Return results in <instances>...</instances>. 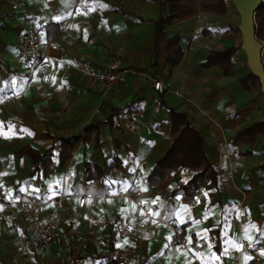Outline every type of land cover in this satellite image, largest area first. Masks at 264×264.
I'll return each mask as SVG.
<instances>
[{"label":"crops","instance_id":"obj_1","mask_svg":"<svg viewBox=\"0 0 264 264\" xmlns=\"http://www.w3.org/2000/svg\"><path fill=\"white\" fill-rule=\"evenodd\" d=\"M20 1L26 9L0 0V264H67L102 253L111 241L114 255L131 264H264V252L252 253L264 246V135L244 143L240 135L264 120L262 86L241 84L252 73L243 48L229 74L203 66L212 51L242 44L241 19L202 12L168 27L156 45L163 12L156 1ZM31 15L45 24L41 36L52 46L29 79L17 38ZM175 36L185 53L170 72L167 46ZM119 49L133 73L107 95L72 69L103 67ZM155 80L163 81V93L153 89ZM167 106L190 113L219 172L218 184L206 180L195 197H170L188 177L182 169L148 184L171 147ZM90 127L99 129V147L93 134L63 167L43 180L31 177L33 160L22 158V149L43 154L53 143L48 135H85ZM87 165L104 176L89 180ZM133 188L141 195L119 196ZM84 196L95 199L81 206ZM22 201L40 202L45 214L57 211L60 230H77L83 242L69 236L48 247L29 243L26 226L8 207ZM122 222L129 236L120 235ZM90 230L95 235L87 236Z\"/></svg>","mask_w":264,"mask_h":264},{"label":"trees","instance_id":"obj_2","mask_svg":"<svg viewBox=\"0 0 264 264\" xmlns=\"http://www.w3.org/2000/svg\"><path fill=\"white\" fill-rule=\"evenodd\" d=\"M156 1L163 7V12L156 23V45L164 40L168 34V27L186 20L196 18L202 12L224 16L229 10L224 4V0H161ZM256 39L264 43V1L255 14ZM238 32L239 29H237ZM242 44H234L229 48L214 50L203 63L205 68L218 67L224 74H229L234 66V56L241 50ZM185 49L182 45V38L175 36L168 41L166 64L170 72L181 63ZM260 83L259 77L253 72L241 80V84L247 86L248 83ZM170 115L169 134L171 137V147L165 157L155 166L148 178L149 185H159L164 182L174 172L182 169L188 174L170 192V197H195L206 180L214 184L219 182V172L215 169L205 151V142L199 130L191 121L188 111L177 112L173 108L166 107ZM120 111L115 113L112 119H118ZM111 119V120H112ZM95 136V146H100L98 127H90L85 135L69 137H56L48 135V139L53 142L51 147L43 154H40L32 147H25L19 152L22 158L31 157L34 169L31 177L43 180L48 177L58 167H63L68 163L80 143H87ZM242 143L254 142L253 138L264 135V120L254 124L251 128L242 132ZM244 137L247 139L244 140ZM261 167L264 168V165ZM87 177L89 180L104 176V171L95 165H87ZM219 246V245H218ZM216 247V249L218 248ZM114 244L109 242L104 246V251L100 254H85L67 264H96L105 260L106 264H131L114 255Z\"/></svg>","mask_w":264,"mask_h":264},{"label":"built area","instance_id":"obj_3","mask_svg":"<svg viewBox=\"0 0 264 264\" xmlns=\"http://www.w3.org/2000/svg\"><path fill=\"white\" fill-rule=\"evenodd\" d=\"M264 0H262L263 2ZM231 0H224V4L230 5ZM7 7L11 9H26V4L20 0H7ZM68 24V21L62 24V28ZM26 31L17 38V58L28 66V77L33 78L35 68L40 60L50 58L49 52L52 46L51 41L43 40L41 33L46 29L45 24L36 21L35 16L31 15L25 21ZM264 51L262 42L261 53ZM79 76L88 81L92 86L101 91L103 95L112 92L117 86L127 83L133 70L123 65L122 49L114 52L106 59L103 67H92L87 65L73 66L72 68ZM153 89L159 93L165 91L164 83L161 80H155ZM176 95H181L180 90H175ZM141 192L134 189H128L119 193L121 197L140 196ZM88 199L95 197H80V205L84 206ZM9 210L17 216L26 226L30 238L29 243H35L43 246H50L58 241H64L69 236H74L77 242H83V237L77 230L71 228L67 231L60 230L61 219L58 212L45 214L42 211V204L38 201H22L9 204ZM20 212V213H19ZM120 235L129 236V224L120 223ZM95 235L94 230H90L87 236ZM184 244L185 241L181 240ZM264 252V246L259 247L252 253ZM250 254V251L247 250Z\"/></svg>","mask_w":264,"mask_h":264},{"label":"water","instance_id":"obj_4","mask_svg":"<svg viewBox=\"0 0 264 264\" xmlns=\"http://www.w3.org/2000/svg\"><path fill=\"white\" fill-rule=\"evenodd\" d=\"M262 0H233V5L240 15L239 30L243 36L242 48L248 54V65L260 79L264 93V67L261 63L262 42L256 39L255 14Z\"/></svg>","mask_w":264,"mask_h":264},{"label":"rangeland","instance_id":"obj_5","mask_svg":"<svg viewBox=\"0 0 264 264\" xmlns=\"http://www.w3.org/2000/svg\"><path fill=\"white\" fill-rule=\"evenodd\" d=\"M227 9L229 10V13L232 12L237 18H240V15L237 13V11L233 5V0H231L230 5H227ZM33 263L37 264L35 261Z\"/></svg>","mask_w":264,"mask_h":264}]
</instances>
